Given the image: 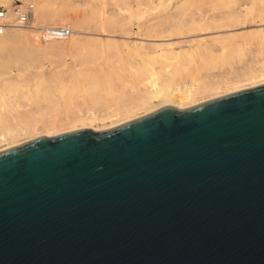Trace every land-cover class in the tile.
Wrapping results in <instances>:
<instances>
[{"label":"water","instance_id":"1","mask_svg":"<svg viewBox=\"0 0 264 264\" xmlns=\"http://www.w3.org/2000/svg\"><path fill=\"white\" fill-rule=\"evenodd\" d=\"M0 264H264V85L0 151Z\"/></svg>","mask_w":264,"mask_h":264},{"label":"bare ground","instance_id":"2","mask_svg":"<svg viewBox=\"0 0 264 264\" xmlns=\"http://www.w3.org/2000/svg\"><path fill=\"white\" fill-rule=\"evenodd\" d=\"M91 1L92 0H86V3H84L85 6L87 5L86 7L88 8L89 14H87V15H90V16H91V13H93L94 11H96L95 13H97V7L96 6H98L95 4V7L93 5L94 8H91ZM98 1L99 0H97V2ZM105 1L107 3V0H105ZM113 1L117 2L118 0H113ZM121 1L125 2L127 0H121ZM131 1L128 0V2H130V3H131ZM133 1H135V0H133ZM169 1L170 0H143V1H141V0L137 1L136 0L135 2H132V3H134V4L137 3V8L142 7V6H143V8L148 7V10L152 12L156 9L162 8L160 6L167 4ZM185 1H187V0H182L181 4H183V2H185ZM188 1H191V0H188ZM209 1L212 2L213 6L215 8H219V7L221 8L222 7V8L229 10L225 14V17H211L210 16V17L180 18V19L174 20L173 23H172V21H170V22L165 21V22H167L166 25L154 23L152 25H148V26L142 25L141 27H139L137 31L142 33V34H140L141 36L139 35L141 37L140 40L148 41L151 43L144 44L145 42H140V43L138 42L137 44L134 43L135 45L131 44L132 46H129L128 44L127 45L123 44L126 48L129 49V51H125V54L127 53V55L129 57L131 55H132V57H134L136 55L137 58L135 57L134 61L131 60V58H130V60L133 61L134 63L136 62V59H138L137 63H135L136 65H134L133 62H131L133 65L129 64L130 60H129V62L127 61L128 56H127V58L123 57L124 60L120 59V56L123 55L122 53L124 51L121 52L122 50L120 51L118 49L121 48L122 44L121 45L117 44L118 45L117 49H114V48H116V45H113L114 42H111L112 44L109 42V45H108V42L105 41V43H107V44L106 45L105 44L98 45L100 49L99 48L97 49V47H98L97 43L99 42V40H94L95 42H93L92 40H91L92 42L88 41V40H86V38H85V40L84 39L81 40L80 38H77V36H76V35H80L81 32L75 33L76 31H74L71 34H70V32H68V35L64 38L53 39V40H41L39 37H37L36 34H31L32 36H30V34H28L29 31L27 33L20 31V30L28 29V30H30L31 33H35V30L40 29L39 27L28 26L26 28H20V27L14 26V25L0 26V32L4 29H6V30L11 29V32H12V29H17L20 31V33L22 32L21 34L15 33L12 35V38H10V37L8 38V39H13V41L9 40L8 42H10V43L15 42L16 43L15 45L13 44V46L18 45L19 42L20 43L21 42L27 43L30 40V38L32 39L30 41H34V44H38V42H40L37 45L38 49H39V47H43V48L48 47L50 49L54 48V46L58 47L56 45H59V48H61V47H65V45L61 46V44L65 43V44L69 45L70 49H72L73 51L75 50L74 56H75L76 60L74 59V62L76 61L75 64L77 62L79 63V64H76V67H77V65H80L81 68L82 67L84 68V69L82 68V71H80L81 68L80 69L78 68L79 72H77L76 70H78V69H76V67H74V69H75L74 70V69H71V66H70L69 68L75 73H73L70 69H68V70H70L69 72L73 73V75L71 74L70 76H72V77L71 78L68 77L69 79L68 78L66 79V81L69 80L67 82H63V80H60V78H59L60 73L57 74L55 72L56 75L52 74L54 72V70H53V72H50V75H55L54 77L52 76L54 79L51 76H48V78L51 77V79L49 78L51 81L48 78H45L46 79L45 80L44 77H42V74H41V76H39V75L33 76L32 75L34 78L30 77L29 80L26 79V81H23V83L25 85L20 84V83L22 82V80L25 77L30 76L28 74H27L28 76L23 74L24 78L22 76H16V78L18 80L21 77L23 78L20 83L16 82L17 79L15 80V82L14 81L11 82L10 80L12 78L9 76L10 73L6 76V78H8V76H9L10 80H8V79L5 80V77H4L3 78L4 81L3 80H1L2 82L0 81V87H1L0 89L5 90L6 96H7L6 99H8L7 102L10 99L13 100V98H15V99L23 98V100H25V99L28 100V95H29V97L33 100L34 103L40 104L43 102V104L46 103V106L44 105V107H42L41 109L39 107V110L36 108L37 110H35L34 112L32 111L33 109L31 110V108H30V110L32 111V112L30 111L31 113L27 112L25 114H19V112L17 110L19 103L14 102L15 104H12L14 100L13 101L10 100V101H12V103H10V101H9V103L11 105H7V102L4 98L5 94L3 93V91L0 92V142H2V143L5 142V147L4 148L2 147V149L0 151H3L5 149H9L11 147L18 146L21 143L32 141V140L37 139L39 137H49V136H53V135H58L59 133H69V132L79 131V130H95L96 131L98 129V124L102 123L101 125H103V123L105 121L109 122V126L106 125V127L104 129H111L115 126L133 121V120L138 119L140 117H144V116L158 110L161 107L170 106V107L177 108V109H183V108H187V107L197 105V104L205 102V101H209V100L216 99L219 97H223V96L233 94V93H236L239 91L250 89V88L256 87L258 85H263L264 84V61L262 59L263 55L261 57V59H262L261 63H260V59L257 58L258 55H260L263 52V50H262V52L260 51L261 50L260 48L262 47L260 45L264 44V33L262 35V32H260L261 28L258 29L256 27V29H257L256 30V29H253V28H255V26L252 27L253 31L255 30L254 31L255 34L254 33L248 34L249 31L253 32V31H251V29H249L248 32L246 31L244 33H241V34H245V36L244 35L243 36L238 35V34H234L236 36H234L233 34H231L232 36H230V35L226 36V34H224L225 32L227 34H229L231 31H236V30H240V32H241L242 28L244 29V26H246V24H250V23L256 24L257 23L255 21L256 19L259 20V21L257 20L259 22V25H260V22L264 23V17H258V16L257 17H251L250 16L251 20H248L249 17L247 18L246 15H250V14H245V13H251L252 14V12L254 10H256L257 3L259 2V0H252V2H251L252 7L245 8V12H243V8H241V6H238L239 2L237 0H209ZM10 2H12V1H10ZM93 2L94 1H92V4H93ZM97 2H95V3H97ZM101 2H102V0H101ZM116 2H115V4H116ZM128 2L127 3L125 2L127 4V7L132 4L131 3L128 5ZM211 2H210V4H211ZM8 3H9V0H1L0 1V8H4L7 11V20L13 21L12 18L15 16V12H14L15 10L12 12L11 11L12 9L9 8L10 6ZM15 3H18V1L16 0ZM102 3H104V2H102ZM125 3L121 4L119 2V4L123 5V7H124V5H126ZM113 4H114V2H113ZM101 5L99 4V6H101ZM189 6H191V5H189ZM114 7H115V9H117L120 6L117 7L115 5ZM104 8H105V5H104ZM122 8H121V11H122ZM124 8H123V10H124ZM19 9H21V8H19ZM93 9H94V11H93ZM128 9H129V7H128ZM130 9L131 10H128L129 12L132 10L136 12L138 10V9L136 10V8H134V9L130 8ZM102 10H100L99 13ZM119 10L117 9V12ZM125 10L123 12H128L127 10L126 11ZM140 10H143V9H140ZM148 10L146 9L145 12L147 13ZM19 11H21V10H19ZM143 11H140V12L142 13ZM103 12H105V11H103ZM145 12L143 14H145ZM254 12L256 13L257 10ZM254 12H253V14H254ZM243 13L245 14L246 17L245 16L241 17V14H243ZM94 15H96V14H94ZM100 15H101V13H100ZM29 17H31L34 20L33 15H30ZM256 26H257V24H256ZM58 28H62V26L58 27ZM258 30L260 33L258 32ZM263 32H264V30H263ZM6 33H8V32L6 31ZM220 33H223V35H225L226 37L222 36V35L218 36L217 34H220ZM246 33L248 35H246ZM210 34L211 35L216 34L217 36L214 35L216 38L212 37V39H211V37L208 38L210 40H207L204 38L205 37L204 35H206V37H209L207 35H210ZM0 35H3V34L0 33ZM4 35H6V34L4 33ZM4 35L2 36L3 38H4ZM127 35H129V34H127ZM6 36L8 37V34ZM174 37H176V38H174ZM195 37H196V40H194ZM250 37L253 39V42L255 40L259 41L258 38L261 39L259 41L260 42V45H259L260 48L256 49V47H255V49L259 50V53L260 52L261 53L257 55V51L254 52L257 55L256 58L259 60L260 64L259 63L258 64L260 65V69L256 72H252L254 70V69L252 70V68H254L252 66H254V65L250 60H248L252 64L250 67H248L247 64L249 62H247L246 66L249 69L252 67L250 69L252 71L246 69V70H242V72H241L240 71L241 67L240 68L238 67L239 68L238 71H240V75H239V74H237V71H236V73L234 72L235 70H237V67L235 65L239 64V62L236 59L237 56L235 57L232 55H234V54L236 55V54L243 52L244 47L246 46L245 40L246 41L248 40L249 43L252 44ZM253 37H257V39L256 38L254 39ZM3 38H1V39L3 40ZM88 39H90V37ZM238 39L240 42L238 41ZM242 39L244 42H242ZM134 40H136V39L134 38ZM172 40H181V41L171 43L170 41H172ZM30 41H29V43H30ZM236 41H238V42H236ZM41 42H43V44H45V45L44 46H42L43 44L40 45ZM241 42L243 43V45L240 44ZM99 43H101V41ZM244 43H245V45H244ZM249 43H248V45H251ZM256 44L254 46H256ZM2 45H4V44L2 43ZM19 45H21V44H19ZM19 45H18V51H16L18 53L21 52L19 50L20 49ZM31 45L32 44H30V46ZM67 45H66V47H68ZM101 46H103L104 48H101ZM124 46H122V48ZM240 46H242V47L244 46L242 51L240 50V48H241ZM254 46H253V48H254ZM3 47L0 46V51H1L0 52V72L4 73V71H5V73H7L6 70L11 65V63H12L11 60L14 59V56L18 53H16V54L14 53L15 55H13V58L11 60L10 59L5 60V59H3L4 56L2 57V50L1 49H3ZM250 47H252V45ZM253 48H251V49H253ZM262 48H264V47H262ZM22 49H27V48L25 47ZM103 49H105V50L102 51ZM106 49L109 50V53L111 52L110 50H112L113 52L116 50L120 51L121 55H120V52L117 51V54L119 53L118 54L119 59H118V56L114 57V56L110 55L108 53V51L106 52ZM246 49L249 50V48L245 47V50ZM15 50H17V49H14V52H15ZM62 50H64V49H62ZM62 50H60V51H62ZM238 50L241 52H239ZM248 50H246V52ZM28 51L29 50L27 49V51H25V53ZM227 51H229V52H227ZM3 52H4V50H3ZM66 52H68V50ZM128 52L130 54L131 53L132 54L130 55ZM226 52H227V54L228 53L231 54V52H232V55H231L232 58L229 55L228 56L226 55L227 57H229V59L230 58L232 59V61H230L231 63H233L234 59H236L235 61L238 62L235 65L232 64L233 67H236L235 70L233 69L232 65L230 66V62H229V64L226 63L229 61L228 59H227L228 61L225 62V59L227 57L224 58V60H222L223 56H224V54H226ZM235 52H239V53H235ZM25 53H24V56H26ZM63 53H65V50ZM71 53H73V52H71ZM107 53L110 56H112L113 59L115 58L114 63H112L114 65H112V66L119 64L120 68H122V69L117 68L119 65L117 67L115 66L117 70L113 69L115 67L112 68V66L109 64L111 62L110 60H112V57H111V59L109 57L106 58L107 56L105 54H107ZM215 53H217V54H215ZM196 54H197V56H196ZM199 54H200V57L203 56L202 57L203 59L199 57L200 59H202L203 62L207 58L206 62L200 64V62H202V61L201 60L198 61L199 58H197L199 56ZM222 54H223V56L221 57ZM27 55H28V53H27ZM72 55H71V57H72ZM113 55H116V52H114ZM193 55H195L196 57ZM215 55H217V58L220 55L219 57H221V59L215 58ZM240 55L241 54H239L238 56L240 57V61H241L242 60L241 57L243 58L244 56H240ZM256 55H254V56H256ZM192 56L197 59L196 64L198 63L197 66L194 67L193 71H192L193 67L190 68L192 72L190 71L189 68L181 66V64H180L181 67L179 66V62L182 63L185 60H189V59L191 60ZM248 56H247L248 58L253 57V59H254V56H252V55H248ZM250 56H252V57H250ZM8 57L11 58L10 56H8ZM188 57H189V59H188ZM24 58L26 61V57H24ZM182 58H184L185 60L183 59L182 61H180ZM105 59L106 60L110 59L109 62L106 61L107 65H109L110 68L103 70L104 65L100 66V67L97 65L98 68L96 70H93L96 62L101 61L104 64L105 61H102V60H105ZM116 59L120 60V62H122V63L125 60H126V62H124V64H122V63L120 64L118 61V64H116L115 63V62H117ZM15 60L18 63H19V61L22 62L21 60H17V59H15ZM72 60H73V58H72ZM121 60H123V61H121ZM214 60H217L218 63L216 61L214 62ZM219 60H222V62H220ZM254 60H256V59H254ZM219 62L220 63L224 62L223 65H225V64L229 65L230 68H232L233 72H229L230 71L229 69H228L229 70L228 72L225 71L227 69H224L222 71V70H220L221 69L220 68L218 71L219 72L222 71L221 74L219 73V74L213 76V74H216L217 70H215V73L210 72V73H212V75H207V74H209V72H208L209 69L212 68V71L214 69H216V67L213 68L212 65L214 63H217V65H218V64H220ZM125 63H128V65H129L128 68H131L129 70L127 69L128 72H130V70H131V72L129 74H128V72L126 73L128 75H126L124 73V71L126 72V69L124 70L125 67L122 66V65H125L127 67V64H125ZM255 63H256L255 66H257L258 65L257 61ZM56 64H57V62H56ZM155 64L159 66L158 69H156L157 67L154 68ZM196 64H194V66ZM242 64H243V61H242ZM188 65H190V64H188ZM223 65H222V67L224 68ZM243 65L240 64V66H243ZM60 66H61V68L64 67V66H62V62H61ZM60 66L57 68L58 70L61 69ZM133 66L135 68H133ZM229 66H227V67H229ZM104 68H106V66ZM207 68H209V69H207ZM258 68L259 67H257V69ZM57 69H56V71H57ZM187 69H188V71H190V73H184L183 74V72L187 71ZM61 70H65V68L61 69ZM68 70H66V72ZM202 70H206V72H208V73L205 72V74L202 75V73H201V72H203ZM39 71L40 70H38V73L36 71V74H39L40 73ZM66 72L65 71L62 72V75H64ZM69 72H67L68 74L64 75L63 77L66 78L67 76H69ZM224 72H226V73H224ZM22 73H23V71H21V74ZM4 74H3V76L6 75V74L5 75ZM19 74H20V72H19ZM123 74H125V75H123ZM1 79H2V76H1ZM52 80H55V81H53L54 83L52 82ZM49 81L53 83V86H51L52 84ZM56 83H58L57 86H56ZM29 84H30V86H31V84H33V86H34V87L31 86V88L33 89V91L30 92L31 95L27 93V92H29L27 89ZM21 85H22V87H21ZM23 85L25 86V88ZM55 92L57 94L56 97H58V98L53 96L55 94ZM2 93H3V95H2ZM20 100H22V99H20ZM20 106H22V105H20ZM27 107H29V106H27ZM60 116H63V118H61ZM101 129H103V128H101ZM19 137H21L23 140H21ZM25 137H26V140L24 139ZM19 139L22 142H20Z\"/></svg>","mask_w":264,"mask_h":264},{"label":"rangeland","instance_id":"3","mask_svg":"<svg viewBox=\"0 0 264 264\" xmlns=\"http://www.w3.org/2000/svg\"><path fill=\"white\" fill-rule=\"evenodd\" d=\"M1 1V0H0ZM10 1H12V2H10ZM15 1L16 0H9V8H11L10 10L13 12L15 9H18V10H21V12L22 13H25V14H27L28 16H30V15H33V17H34V20L31 18V17H29L30 18V25L29 26H35V27H39L40 29H38V30H35V33H31L30 32V30H28V29H26V30H20V31H22V32H25V33H27L28 31L30 32H28V34H30V36H32L31 34H36L37 35V37H39L40 38V35H39V30H41V29H46V28H58V27H61L62 26V28H64V29H67L69 32H70V34L71 33H73L74 31H76L75 33H79V32H81L80 33V35H76L77 36V38H80L81 40L82 39H84L85 40V38H86V40H88V41H93V42H95L94 40H99V42L101 41V43H97V46L98 45H103V44H107V43H105V41L106 42H108V45H109V42L111 43V42H114L113 43V45H116V48H114V49H117V46L120 44H122V46H124L125 44L127 45H129V46H132L134 43L135 44H137L138 42L140 43V42H145L144 44H148V43H151V42H148V41H143V40H140L141 39V35L140 34H142L141 32H138L137 30H138V28L139 27H141L142 25L143 26H148V25H152V24H154V23H158V24H161V25H166V23L169 21H172V23H173V21L174 20H176V19H180V18H189V17H225V14L229 11V10H227V9H225V8H215L214 6H213V4H212V2L211 1H209V0H191V1H185V2H183V4H181V1L182 0H170L167 4H164L163 6H160V7H162V8H159V9H156V10H154V11H149L148 10V7H144L143 8V6L142 7H139L140 9H145L144 11L143 10H140L139 8H137V3H132V2H135V1H131V3L130 2H128V0L127 1H125L126 3L128 2V5L129 4H131L130 6H128L129 7V9H128V7H127V4L124 2V1H113V0H107V3H106V1L104 0H102V2H104V3H102L101 2V0H99L98 2H97V0H92V1H94L93 2V4H92V1H91V8H94L95 7V4L96 5H98V6H96L97 7V13H95L96 11H94V9H93V13H91V16L90 15H87V14H89L88 13V8L85 6V4L84 3H86V0H17L18 1V3H15ZM137 1H140V0H137ZM141 1H143V0H141ZM239 3V5L238 6H241V8H243V12H245V8H250V7H252V4H251V2H252V0H237ZM83 2V3H82ZM95 2H97V3H95ZM113 2H114V4H115V2H116V6L118 7V6H120V7H116L119 11L117 12V9H115V5L113 4ZM119 2L121 3V4H123V3H125L126 5H124V7H123V5H120L119 4ZM180 2V3H179ZM210 2H211V4H210ZM188 3V4H187ZM243 3V4H242ZM99 4L101 5V6H99ZM105 5V8H104V5ZM119 4V5H118ZM181 4V5H180ZM18 5V6H17ZM85 7H84V6ZM93 5H94V7H93ZM136 5V6H135ZM174 5V6H173ZM189 5H191V6H189ZM124 8V10L126 9H128V10H131L130 8H132V9H134V8H136V12L135 11H128V12H123L124 10H123V8ZM99 7V8H98ZM19 8H21V9H19ZM86 8V9H85ZM121 8H122V11H121ZM102 10L100 13H101V15H100V13H99V11L100 10ZM105 9V10H104ZM146 9L149 11H147V13L145 12L146 11ZM96 10V9H95ZM125 10V11H126ZM242 10V9H241ZM257 10V12L255 13L254 11H256ZM256 10H254L253 12H254V14H253V12H252V14L251 13H245V14H250V15H246L247 16V18L249 17V19L248 20H251L250 18L251 17H264V0H259V2L257 3V8H256ZM103 11H105V12H103ZM140 11H143L142 13L140 12ZM87 12V13H86ZM140 12V13H139ZM145 12V14H143ZM162 12V13H161ZM104 13V14H103ZM114 13V14H113ZM158 13V14H157ZM94 14H96V15H94ZM103 14V15H102ZM245 14L243 13V14H241V17L243 16H245ZM262 14V15H261ZM94 15V16H93ZM105 15V16H104ZM167 15V16H166ZM223 15V16H222ZM14 16V15H13ZM135 16V17H134ZM148 16V17H147ZM245 16V17H246ZM251 16V17H250ZM16 16H14L12 19L14 20V18H15ZM153 19V20H152ZM150 20V21H149ZM258 19H256L255 21L257 22L256 24H257V26H256V24H254V23H250V24H246V26H244V29L242 28V30H241V32H240V30H236V31H231L229 34H227L226 32L224 33V34H226V36H232L231 34H238V35H244L245 36V34H241V33H244V32H248V30L249 29H251V31H253V29H256V27L259 29V28H261L260 29V32H262V35H263V30H264V23H262V22H260V25H259V20L257 21ZM149 21V22H148ZM165 21H167V22H165ZM120 26V27H119ZM255 26V28H253L252 29V27H254ZM259 26V27H258ZM257 30V29H256ZM6 31L8 32V33H6ZM20 31L19 30H17V29H12V32H11V29H4V30H2L0 33H2L3 35H4V33L7 35L8 34V37L6 36V35H4V38L2 37L3 35H0L1 37H0V39L1 38H3V40L1 39L0 40V46L1 47H3V49H1L2 50V57H3V59H5V60H8V59H12L13 58V55H15L16 53H18V52H16V51H18V45L19 44H21V45H19L20 47V51L21 52H19L18 54H16L15 56H14V59H12L11 61H12V63H11V65L9 66V68L6 70V72L7 73H5V71H4V73L6 74H4L3 72L1 73L0 72V75L2 76V79H1V76H0V81L1 80H3L4 81V77H5V80L6 79H8V80H10V77L12 78L10 81L12 82V81H14L15 82V80L17 79L16 78V76H22L23 78H24V76H23V74L24 75H30V76H28V77H25L24 79L21 77L19 80L17 79V83L19 82H21V80H22V82L20 83V84H24L23 83V81H26V79L27 80H29L30 79V77H32V78H34L33 76L35 75H39V76H41V74H42V77H44V79L45 78H48V76H55L56 75V73L58 74V73H60L59 74V78H60V80H63V82H67V81H69V80H67L66 81V79L69 77V78H71L72 76H70L71 74L73 75V73H75V72H73L71 69H74V67H76V64H79L78 62L75 64V62H74V59H75V56H74V54H75V50L73 51L72 49H70V47H69V45H67V44H65V43H63V44H61V46L62 45H65V47H61V48H59V45H56V46H58V47H55L54 46V48H48V47H39V49H38V47H37V45L40 43V42H38V44H34V41H30V40H32L31 38H30V43H29V41L27 42V43H25V42H19V44L18 45H16V46H13V44L15 45L16 43L15 42H8L9 40L10 41H13V39H8L9 37L10 38H12V35L13 34H21L20 33ZM255 31V30H254ZM248 32V34H251V33H254L255 34V32ZM240 32V33H239ZM258 32H259V30H258ZM257 32V33H258ZM259 32V33H260ZM129 34V35H127V34ZM258 33V34H259ZM84 34V35H83ZM90 34V35H89ZM102 34V35H101ZM247 33H246V35H248ZM95 35V36H94ZM140 35V36H139ZM220 36V35H222V36H225V35H223V33H220V34H213V35H207V36H209V37H206V35H204L205 37V39H207V40H210V39H208V38H210L211 37V39H212V37H215V36ZM237 35V36H238ZM92 36V37H91ZM113 36V37H112ZM225 36V37H226ZM234 36H236V35H234ZM90 37V39H88V38ZM96 37V38H95ZM100 37V38H99ZM126 37V38H125ZM134 38L136 39V40H134ZM143 38V37H142ZM174 38H176V37H174ZM216 38V37H215ZM254 39L256 38L257 39V37H253ZM7 39V40H6ZM41 39V38H40ZM198 39V38H197ZM200 39V38H199ZM202 39V38H201ZM247 39V38H246ZM249 39V38H248ZM250 39H251V41H252V44L251 43H249V41L247 40H245V43H246V46L245 47H247V48H249V50L251 49V48H253V46L256 44V46H254V50L253 49H251L250 51L248 50V49H246V50H248L247 52H246V50H245V47H244V50H243V47L242 46H240L241 48H240V50L242 51L243 50V52H241V51H239V52H241V53H239V52H235V53H239V54H241L240 56H244L243 58L241 57V61H240V57L238 56L239 54H234V55H232V52H231V54H227V52H229V51H227L226 52V54H224V56H223V54L221 55V57L223 56V59L222 60H224V58H226L228 55L231 57V55L232 56H237V61L239 62V64H237L238 62H236L235 60L236 59H234L233 60V63H231L230 61H232V57L229 59V57H227L226 59H225V62L226 61H228V62H226V63H228L229 64V62H230V66L232 65V64H237V65H235L236 67H237V70H235L236 69V67H233V65H232V67H233V69L235 70L234 72L236 73V71H237V74H239L240 75V71L242 72V70H246V69H248V70H250L252 67H254V68H252V70H250V71H252V72H256V71H258L259 69H260V63H261V61H262V59H263V61H264V48H262V47H264V44L263 45H260V40L261 39H259L258 38V40L259 41H257V40H255L254 42H253V39L250 37ZM42 40V39H41ZM130 40V41H129ZM133 40V41H132ZM194 40H196V37L194 38ZM91 41V42H92ZM178 41H181V40H172V41H170L171 43L173 42V43H175V42H178ZM238 41H239V39H238ZM238 41H236V42H238ZM36 42V43H37ZM104 42V43H103ZM240 42V41H239ZM242 42H244L243 41V39H242ZM240 43L241 45H243V43ZM2 43L4 44V45H2ZM245 43H244V45H245ZM248 43L249 44H251L252 45V47H250L251 45H248ZM30 44H32L31 46H30ZM43 44V42H41V44L40 45H42ZM112 44V43H111ZM118 44V45H117ZM124 44V45H123ZM132 44V45H131ZM134 44V45H135ZM239 44V43H238ZM45 44H43L42 46H44ZM66 45L68 46V47H66ZM248 45V46H247ZM259 45L260 46H262L261 48L259 47ZM122 46H121V48L120 49H118V50H122L121 52H123L122 54L124 55L125 54V51H129V49L128 48H126L125 46L122 48ZM27 48L29 51L28 52H26L25 53V51H27V49H22V48ZM35 47V48H34ZM255 47H256V49L257 48H260L261 50V52H262V50H263V52L260 54L259 53V50H256L255 49ZM32 50H31V49ZM57 48V49H56ZM68 50V52H66L67 50ZM99 48V46L97 47V49ZM101 48H104L103 46H101ZM119 48V47H118ZM14 49H17V50H15V52H14ZM59 49V50H58ZM62 49H64L65 50V53H63L64 52V50H62ZM100 49V48H99ZM127 49V50H126ZM3 50H4V52H3ZM37 50V51H36ZM39 50V51H38ZM60 50H62V51H60ZM71 50V51H70ZM105 49H103L102 51H104ZM118 50H116V51H114V52H116V55H113L114 54V52L112 51V50H110L111 52L109 53V50H107L106 49V52L108 51V53L110 54V55H112V56H114V57H117L118 56V59H119V53L117 54V51ZM120 51H118V52H120ZM257 51V55L258 54H260V55H258V57H257V55H256V53H254V52H256ZM1 52V51H0ZM71 52H73V53H71ZM121 52H120V55H121ZM234 52V51H233ZM4 53V54H3ZM15 53V54H14ZM22 53V54H21ZM24 53L26 54V56H24ZM27 53H28V55H27ZM62 53V54H61ZM105 54L106 56V58H110L111 59V57L112 56H110L109 54ZM129 53V52H128ZM247 55H246V54ZM251 53V54H250ZM73 54V55H72ZM130 54V53H129ZM132 54V53H131ZM130 54V55H131ZM215 54H217V53H215ZM243 54V55H242ZM7 55V56H6ZM68 55V56H67ZM71 55H72V57H71ZM109 55V56H108ZM123 55H121L120 56V59H123L124 60V58L123 57H126L127 58V53L123 56ZM227 55V56H226ZM248 55H252V56H254V55H256V56H254V59H256V60H254L253 59V57L252 56H250V57H252V58H248L249 56ZM262 55H263V57H262ZM8 56H10L11 58H9ZM74 56V57H73ZM193 56H195V55H193ZM192 56V58H191V60L193 61H191L190 59H189V57H188V59L189 60H185L184 58H182L180 61H182L183 59L185 60V61H183L182 63L181 62H179V66H180V64H181V66H184V67H187V68H192V71H193V69H194V67H196L197 66V64H196V62H197V59L196 58H194ZM196 56H197V54H196ZM195 56V57H196ZM220 56V55H219ZM218 56V58H220L221 59V57H219ZM248 56V57H247ZM6 57V58H5ZM24 57H26V61H25V58ZM136 57V55L134 56V57H132V55L129 57L128 56V58H127V61L129 62V60H130V58H131V60H135L134 58ZM200 57V54H199V56L197 57V58H199ZM203 57V56H202ZM202 57H200V58H202ZM260 59V63H259V60L257 59ZM261 57H262V59H261ZM72 58H73V60H72ZM125 58V59H126ZM133 58V59H132ZM137 58V57H136ZM199 58V60L198 61H202V59H200ZM205 58V57H204ZM215 58H217V55H215ZM214 58V59H215ZM217 58V59H218ZM15 59H17V60H21L22 62H20L19 61V63L18 62H16V60ZM109 59V60H110ZM115 59V58H114ZM113 59V57H112V60H110L111 62L109 63L111 66L112 65H114V64H112V63H114V60ZM118 59H116V61L117 62H115L116 64H118V61H119V63L121 64L122 62H120V60H118ZM207 59V58H206ZM206 59H205V61L204 62H206ZM209 59V58H208ZM228 59V60H227ZM252 59V60H251ZM14 60V61H13ZM76 60V59H75ZM101 60V59H100ZM109 60H102V61H105V63H106V61H108L109 62ZM123 60H121V61H123ZM130 60V62H129V64L130 65H136L135 63H137V60L138 59H136V62L134 63L133 61H131ZM212 60V59H211ZM222 60H219L220 62H222ZM248 60H250L252 63H253V65L254 66H252L250 69L248 68V67H250L251 66V62L250 61H248ZM78 61V60H77ZM209 61V60H208ZM217 62L218 63V61L217 60H214V62ZM242 61H243V64H242ZM257 61V66H255L256 65V62ZM15 62V63H14ZM56 62H57V64H56ZM61 62H62V66H64V67H62L61 68ZM67 62V63H66ZM101 62V61H100ZM96 62L95 63V65L97 66H103L104 65V67L106 66V68H104L103 67V70H106L107 68H110L109 67V65H107V63L105 64H103V62ZM124 62H126V60L124 61ZM124 62L122 63V64H124ZM131 62H133V64L131 63ZM203 61L202 62H200V64L201 63H204ZM219 62V63H220ZM236 62V63H235ZM247 62H249L248 64H247ZM51 63V64H50ZM59 63V64H58ZM190 64V65H188V64ZM217 63H212L213 65H212V67L213 68H215L216 67V69H214L213 71H212V68L211 69H209V68H207V69H209V74H207V75H212V73H215V70H217L216 71V74H213V76H215V75H217V74H221L222 73V71L224 70V69H227V70H225L226 72H228L229 70V72H233V70H232V68H230V66L229 65H227V64H225V65H223V63H220V64H218L217 65ZM20 64V65H19ZM64 64V65H63ZM74 64V65H73ZM125 64H127V67L125 66V65H122V66H124L125 68H124V70L126 69V72L124 71V73L126 74L128 71H127V69L129 70V69H131V68H128L129 67V65H128V63H125ZM173 64V63H172ZM194 64H196L195 66H194ZM199 64V65H200ZM216 64V65H215ZM240 64L241 65H243V66H240ZM246 64H247V66H246ZM67 65V66H66ZM73 65V66H72ZM94 65V68H93V70H96L97 68H98V66L96 67ZM119 65V64H118ZM118 65H115L116 67L118 66ZM215 65V66H214ZM222 65L224 66V68L222 67ZM239 65V66H238ZM49 66V67H48ZM60 66V68L61 69H64L65 68V70H61V69H57L58 67ZM71 66V69L69 68ZM115 66H112V68L113 67H115ZM180 66V67H181ZM202 66V65H201ZM227 66H229V67H227ZM11 67V68H10ZM43 67V68H42ZM68 67V68H67ZM96 67V68H95ZM116 67L115 68H113V69H115V70H117L116 69ZM132 67V66H131ZM157 67V68H156ZM227 67V68H226ZM241 69L240 71H238L239 70V68ZM257 67H259L258 69H257ZM80 69L81 68V66L80 65H77V67H76V69ZM83 68V67H82ZM82 68H81V70L80 71H82ZM102 68V67H101ZM117 68H119V69H122V68H120V65L117 67ZM133 68H135L134 66H133ZM154 68H156V69H158L159 68V66L158 65H154ZM221 68V69H220ZM223 68V69H222ZM243 68V69H242ZM245 68V69H244ZM40 70L39 72V74H36V71H37V73H38V70ZM56 69H57V71H56ZM68 69H70L72 72H69L70 70H68ZM79 69L78 70H76L77 72H79ZM84 69V68H83ZM118 69V70H119ZM222 70V71H218V70ZM229 69V70H228ZM53 70H54V72H53ZM66 70H68L67 72H69V76H65L66 78H64L63 76L64 75H66V74H68L67 72H66ZM75 70V69H74ZM211 70V71H210ZM12 71V72H11ZM20 72V74H21V71H23V73L20 75L19 74V72ZM42 71V72H41ZM66 72L64 75H62V72ZM123 71V70H122ZM133 71V70H132ZM190 71H191V69H190ZM190 71H188V69H187V71H182L183 72V74L184 73H190ZM191 71V72H192ZM203 72H201L202 73V75L203 74H205V72H206V70H202ZM50 72H53L52 74H55V75H50ZM56 72V73H55ZM130 72H131V70H130ZM130 72H128V74L130 73ZM208 72H206V73H208ZM210 72H212V73H210ZM226 72H224V73H226ZM10 73V74H9ZM26 73V74H25ZM30 73V74H29ZM35 73V74H34ZM3 74L5 75V76H3ZM9 74V76H8V78H6V76ZM125 74H123V75H125ZM128 74H126V75H128ZM33 75V76H32ZM64 78H62V77ZM51 77H49L50 79H51ZM52 77V78H53ZM48 78V79H49ZM68 78V79H69ZM14 79V80H13ZM47 79V80H48ZM49 79V80H50ZM54 79V78H53ZM32 80V79H31ZM46 80V79H45ZM51 81V80H50ZM49 81V82H50ZM53 81H55V80H52V82ZM2 82V81H1ZM52 82H50L52 85L51 86H53V83ZM25 85V84H24ZM23 85V86H24ZM55 85V84H54ZM58 85V83H56V86ZM264 85V84H263ZM31 86H33V84H31ZM31 86H30V84H29V86L27 87V89H28V91L29 92H27L28 94H30V92H32L33 91V89L31 88ZM258 86H260V85H258ZM21 87H22V85H21ZM34 87V86H33ZM257 87V86H256ZM1 88V87H0ZM24 88H25V86H24ZM253 88V87H252ZM30 89V90H29ZM3 91V93L5 94L4 96V98H5V100H6V102H7V100L8 99H6V92H5V90H1L0 89V92H2ZM26 92V91H25ZM3 93H2V95H3ZM54 94V93H53ZM31 95V94H30ZM56 92H55V94L53 95V96H55L56 97ZM56 98H58V97H56ZM20 99H22V100H20ZM31 98L29 97V95H28V100L27 99H25V100H23V98H17V99H15V98H13V100L12 99H10V100H12L13 101V103H12V101H10V103H12V104H15V103H19L18 105V108H17V110H18V112H19V114H25V113H31L32 111L34 112L35 110H39V107H40V109L42 108V107H44V105L46 106V103H44L43 104V102L42 103H40V104H36V103H34L33 102V100L31 99ZM9 101L7 102V105H11L10 103H9ZM15 102V103H14ZM205 102H207V101H205ZM202 103H204V102H202ZM199 104H201V103H199ZM20 105H22V106H20ZM26 105V106H25ZM198 105V104H197ZM27 106H29V107H27ZM20 107V108H19ZM25 107V108H24ZM27 107V108H26ZM24 108V109H23ZM30 108H31V110H30ZM37 108V109H36ZM31 111V112H30ZM61 118H63V116H60ZM100 124V125H99ZM98 124V129L95 131V130H92V131H94V132H103V131H107V130H110V129H104L105 127H106V125L107 126H109V122L108 121H105L104 123H103V125H101L102 123H99ZM101 126V127H100ZM103 126V127H102ZM100 128V129H99ZM101 128H103V129H101ZM62 134H65V133H59L58 135H62ZM58 135H53V136H49V137H55V136H58ZM23 136V135H22ZM25 136V135H24ZM21 140H23L21 137H19ZM19 139V140H20ZM25 140H26V137L24 138ZM20 140V142H22ZM24 140V141H25ZM23 141V142H24ZM29 142V141H28ZM2 142H0V144H1ZM26 143V142H25ZM4 144V145H3ZM21 144H23V143H21ZM20 144V145H21ZM2 147L4 148L5 147V142L4 143H2L1 145H0V150L2 149ZM12 148V147H11ZM6 150V149H5Z\"/></svg>","mask_w":264,"mask_h":264},{"label":"built area","instance_id":"4","mask_svg":"<svg viewBox=\"0 0 264 264\" xmlns=\"http://www.w3.org/2000/svg\"><path fill=\"white\" fill-rule=\"evenodd\" d=\"M15 18L13 21L7 20V11L0 8V26L14 25L20 28H26L30 25V18L27 14L15 9ZM68 30L64 28H46L39 30V35L42 40H53L64 38L68 35Z\"/></svg>","mask_w":264,"mask_h":264}]
</instances>
